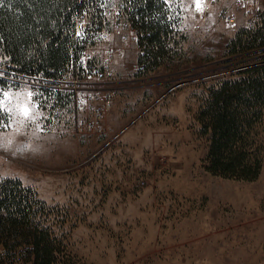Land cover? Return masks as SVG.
<instances>
[{"label":"rangeland","instance_id":"374dc122","mask_svg":"<svg viewBox=\"0 0 264 264\" xmlns=\"http://www.w3.org/2000/svg\"><path fill=\"white\" fill-rule=\"evenodd\" d=\"M164 2L169 55L146 73L139 71L135 30L127 45L113 32L128 21L124 2L102 0L97 9L102 24L93 26L85 58L92 47L101 56L121 49L114 69L131 90L120 103L119 126L92 134L90 142L45 136L50 125L63 128L54 123L69 76L59 82L7 76L0 59V78L9 82L0 98V179L18 180L47 204L49 224L66 250L58 264H264V121L254 130L263 145L261 175L238 182L205 170L209 141L196 120L210 88L264 67V54L231 53L238 36L250 30V1ZM204 3L212 12L196 26L192 15ZM251 3L250 10L264 13L263 0ZM223 13L236 19L234 26ZM88 17L79 23L89 29ZM76 114L81 123L87 113ZM129 133L130 144L122 140Z\"/></svg>","mask_w":264,"mask_h":264},{"label":"trees","instance_id":"16d2710c","mask_svg":"<svg viewBox=\"0 0 264 264\" xmlns=\"http://www.w3.org/2000/svg\"><path fill=\"white\" fill-rule=\"evenodd\" d=\"M117 1L124 2L137 33L139 65L145 73L155 70L169 55V7L164 0ZM101 6L102 0H0V59L6 75L59 82L76 71L81 49L75 28L85 15L91 27L101 26ZM263 48L264 26L239 35L231 53ZM247 74L210 88L196 114L200 135L209 141L205 170L238 182L257 181L263 169V145L258 147L254 130L264 121V67ZM8 87L0 78V97ZM1 115L0 109V125ZM48 212L33 189L18 180L0 179V264H58L66 250Z\"/></svg>","mask_w":264,"mask_h":264},{"label":"built area","instance_id":"2783aa9c","mask_svg":"<svg viewBox=\"0 0 264 264\" xmlns=\"http://www.w3.org/2000/svg\"><path fill=\"white\" fill-rule=\"evenodd\" d=\"M121 7L123 9L125 8L124 5ZM238 8H244V6L239 2ZM212 9L213 7L210 3L199 5L192 15V23L196 26L204 23L208 15L212 12ZM222 19L227 24L235 25L236 19L226 13L222 14ZM262 24H264V13L254 10L248 13L247 25L250 29L263 28ZM92 28L90 26L88 29L81 23H78L75 28L76 43L81 51L78 55V60L75 62L76 71L67 74L69 75L68 87L64 90L60 89L63 92L61 95L63 99L60 103L57 102L58 109L56 111L58 115H55L56 123L54 124L62 126L63 128L70 127L77 134L104 133L105 118L112 109L117 96L116 90L113 88L116 84L114 79L116 75L114 66L116 57L121 55L123 51L111 47L101 56L100 52L94 49L95 47H92L93 50L91 51L90 57L86 60L85 53L87 52V47L90 46V41L93 39ZM132 30L133 28L129 21H122L120 25L115 27L113 32L123 45H127L131 42L130 33ZM101 39L106 43L109 40V36L101 33ZM137 41L138 36H136L135 42ZM247 53L255 55L264 54V48ZM240 56L242 54L236 55V57ZM101 57L102 59L100 60ZM139 71L145 73V67L140 65ZM0 98L2 101L6 96L3 95ZM76 113L80 115L87 113L86 118L84 120L81 118L80 123L76 119Z\"/></svg>","mask_w":264,"mask_h":264},{"label":"crops","instance_id":"0c3cea01","mask_svg":"<svg viewBox=\"0 0 264 264\" xmlns=\"http://www.w3.org/2000/svg\"><path fill=\"white\" fill-rule=\"evenodd\" d=\"M249 1L251 4L250 5V8H251V6L253 4L251 3V0H249ZM250 8H248V7L245 8L247 13H249L253 10V9L250 10ZM119 77H121V75H115L114 79H115L116 84L113 88H115L117 96H116V99H115V102H114L112 109L110 110V112L108 113V115L106 116L105 121H104V128H105L106 132H108V133L111 132L113 129H115V127L117 128L119 126V121L121 122V119H122L121 118V111H120L121 110V104L120 103L123 101V99H122L123 97L128 96L127 92L129 90H131V89H127V88L122 87V84L124 83V81L119 80ZM119 118H120V120L118 121ZM50 126L51 127L46 130L47 132H46L45 136L53 138L56 141H69L68 138H71V141H74V142H76L77 145H79L80 142H90L95 137L89 133L77 134L73 129H63V128H58V127L52 126V125H50ZM119 133H121V132H119ZM118 136H121V135L116 134L113 137H111V140H109L108 143L111 142L112 140H114V138H116ZM131 136H132V133H129L128 135H125L122 138V140L125 143H127V142L129 143ZM73 137H75V139ZM133 140H136V135H134ZM136 153H138V152H136Z\"/></svg>","mask_w":264,"mask_h":264}]
</instances>
